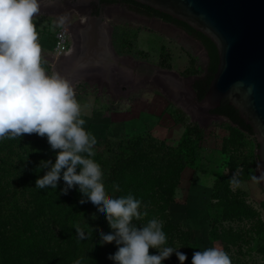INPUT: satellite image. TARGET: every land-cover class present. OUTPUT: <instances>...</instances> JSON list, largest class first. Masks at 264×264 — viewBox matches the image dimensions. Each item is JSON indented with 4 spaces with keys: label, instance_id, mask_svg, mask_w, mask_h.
I'll use <instances>...</instances> for the list:
<instances>
[{
    "label": "rangeland",
    "instance_id": "rangeland-1",
    "mask_svg": "<svg viewBox=\"0 0 264 264\" xmlns=\"http://www.w3.org/2000/svg\"><path fill=\"white\" fill-rule=\"evenodd\" d=\"M114 17L108 25L113 36L112 48L118 58L116 75L106 81L100 77L104 83L80 77L81 80H77L84 82L80 91L74 85L75 80L70 83L75 99L81 105V118L85 120L83 127L97 140L93 148L95 155L90 158L95 162L98 160L106 193L115 197L111 167H121L123 164L120 163L127 159L125 154L139 150L145 155L141 167L155 165L160 158L174 160L182 155L185 165L179 176L174 203L166 217L176 229L167 247L184 253L187 256L185 264H192L195 251L212 247L225 251L232 264H264V222L256 220L258 214L247 203L251 199L264 206L263 184L252 179L253 176L259 177L254 137L238 131L222 116L206 119L203 123L192 120L185 109L149 82L141 86H123L120 92H115L112 85L122 75L135 80L150 77L140 73V66L151 72L171 71L180 78H202L206 58L196 42L200 40L194 37L188 42L183 33L177 35L164 27L156 31L148 27L150 25L122 15L115 14ZM33 23L38 43H52L53 33L61 22L52 15L41 14L33 18ZM177 28L182 30L179 26ZM41 49L48 51L50 48ZM122 59H129L133 66H122L119 62ZM42 66L49 75L52 73ZM66 66L67 63L55 72L61 76ZM187 127H197L200 132L199 139L190 135L189 148L182 145ZM42 141L45 143L36 158L43 156L47 159L53 150L46 137L25 134L20 139L21 146L26 145L32 151ZM118 160L121 162L116 164ZM238 169L243 184L240 188L230 187L227 181ZM0 189L6 191L5 198L0 197V216L9 217L19 211L32 210L30 198L16 186L14 174L3 177ZM216 193H219L218 198H215ZM225 201L242 203L253 215L224 217ZM102 215L90 201L80 203L74 216L75 227L82 229L86 238L79 237L82 247L64 264H75L77 260L81 264H110V244L100 243ZM35 222L46 245L53 243L51 228L54 240L66 245L65 234L60 237L61 226L52 227L48 213ZM149 253L158 254L156 249H149ZM177 260L173 253L162 264H177Z\"/></svg>",
    "mask_w": 264,
    "mask_h": 264
},
{
    "label": "clouds",
    "instance_id": "clouds-1",
    "mask_svg": "<svg viewBox=\"0 0 264 264\" xmlns=\"http://www.w3.org/2000/svg\"><path fill=\"white\" fill-rule=\"evenodd\" d=\"M39 12V0H0V140L25 134L47 138L56 153L55 163L51 159L40 162L39 169L46 171L36 179L35 187L56 189L62 179V192L67 195L79 186L80 194L86 198L80 203L90 201L106 216L112 231H101L100 243L115 242L117 251L108 257L114 264H162L173 253L180 264H185L184 253L162 247L167 239L162 221L153 218L139 227L133 223L147 215L140 211V200L131 194L112 198L106 193L101 167L90 158L95 155L97 140L83 127L85 120L73 88L58 73L49 75L42 66V49L33 23ZM252 179L264 181V171ZM227 183L234 188L242 186L239 169ZM114 187L119 191L118 185ZM76 233L80 239L86 238L79 227ZM149 249H156L158 254H150ZM192 264L232 261L221 248L212 247L195 251Z\"/></svg>",
    "mask_w": 264,
    "mask_h": 264
},
{
    "label": "trees",
    "instance_id": "trees-1",
    "mask_svg": "<svg viewBox=\"0 0 264 264\" xmlns=\"http://www.w3.org/2000/svg\"><path fill=\"white\" fill-rule=\"evenodd\" d=\"M160 16L165 21L191 33L202 43L208 60L203 80L196 85L195 90L198 93H203L208 88L216 71L217 54L214 45L205 36L193 31L185 24L166 15ZM212 114L227 118L235 129L253 136L249 126L239 118L237 112L227 104V101H222L220 106L212 111ZM190 135H195L196 139H199L198 128L187 127L185 129L182 145L188 148L191 142ZM20 139L21 137L0 140V183L4 176L14 174L16 186L22 193L29 196L33 207L31 211H19L17 215L0 216V264H64L66 259H71L75 251L82 247L76 233L74 216L80 208V199L86 198L80 194L79 186L70 189L67 195L63 194L62 189L65 184L62 179L58 182L56 189L36 188V179L42 177L46 171L39 169L40 162L51 159L55 163L56 153L53 151L47 159L43 156L36 158L45 142L34 143L37 148L32 151L26 145L21 146ZM16 145L19 146L16 147ZM45 148L48 150L47 146ZM125 156L127 157L125 162L116 161V164L120 162L123 164L121 167L115 169L111 167L110 176L114 178L115 186H119V191H114V198L131 194L141 201L140 211L141 213L146 212L147 215L140 220H133V223L138 227L145 225L153 218L163 221L162 230L167 238L166 244L163 246L167 247L176 227L166 217L169 207L174 203L179 176L185 165L184 158L182 155H178L174 160H161L160 158L155 165L149 164L141 167L140 164L145 159V155L139 150H135L132 154H125ZM5 193L4 189H0L1 198H5ZM218 195L219 193H216L215 198H218ZM47 213L50 215L52 227L61 226L60 237L62 238L65 234L63 240L67 242L66 245L58 244L54 240L55 234L52 228L50 230V237L53 239L51 245H46L41 238V229L35 220L42 218ZM241 215L251 217L253 213L242 203L225 201L223 205L224 217ZM101 228L105 233L112 231L104 214L101 216ZM110 247L113 255L117 251V245L113 242ZM176 262L180 264L179 260ZM110 264H114V262L110 260Z\"/></svg>",
    "mask_w": 264,
    "mask_h": 264
},
{
    "label": "water",
    "instance_id": "water-1",
    "mask_svg": "<svg viewBox=\"0 0 264 264\" xmlns=\"http://www.w3.org/2000/svg\"><path fill=\"white\" fill-rule=\"evenodd\" d=\"M91 1L99 0H76L82 5L81 9ZM130 1L185 24L205 36L214 45L217 54L216 71L200 100L189 101V97L195 95L192 87L194 80L197 79L195 76L180 78L171 71L154 70L150 78L170 99L172 98L169 91L175 96L182 97V101L172 100L185 109L192 120L201 123L209 118H217L218 115H213L212 111L218 108L222 101H227L253 134L257 145L255 151L257 171L260 175V172L264 171V0ZM39 3V14L63 16L68 12L77 15L79 27L76 24L71 28L72 49L75 53L82 47L89 46L91 49V43L89 45L81 37L89 30L110 34L113 41L112 31L110 32L108 25L109 17H89L77 6H64L58 0H39ZM167 26L175 28L173 24L167 22H163L159 27H148L160 31ZM179 32L186 35L181 29ZM196 42L208 59L203 45L199 41ZM73 51L61 75L69 83L87 75H98L105 81L116 75L118 58L112 47L113 63L104 69H93L95 64L100 62L98 58H95L94 63L86 62L85 58L81 59V51L79 56H74ZM76 66H79L81 71H75ZM261 182L264 187V181Z\"/></svg>",
    "mask_w": 264,
    "mask_h": 264
},
{
    "label": "flooded vegetation",
    "instance_id": "flooded-vegetation-1",
    "mask_svg": "<svg viewBox=\"0 0 264 264\" xmlns=\"http://www.w3.org/2000/svg\"><path fill=\"white\" fill-rule=\"evenodd\" d=\"M51 1H54V0H51ZM58 1H60L61 4H63L64 6L73 7V5H75L79 9H81L82 7V5L76 2V0H58ZM81 12L86 13L89 17H97V18L103 17L104 18L107 16L109 17L108 24L112 21V19L115 18L114 17L115 14L122 15L138 23H142L144 25L147 24L153 27H157V26L159 27L163 22H167L168 24H173L171 22H168L162 19L160 15H163V14H160L148 7L142 6L130 0H99L97 2L91 1L87 5L83 6V8L81 9ZM63 19L68 21L69 23H74L75 26L77 24L78 25L77 27H79V22H78L79 20L75 13L71 14V13L66 12L65 15H63ZM173 26L175 27L176 25L173 24ZM164 28L167 29L168 32H174L177 35L181 33L179 32V28H177V26L175 28L171 26H167ZM77 30H75V34L77 33ZM182 30L184 29L182 28ZM185 34L186 35L182 34L184 39H186L188 42L193 41L194 36L191 33L186 31ZM81 37L83 38L84 41H87L89 45L90 43L92 45L91 49L89 48V46L82 47V49H79V51H81L80 53H82V55H80L82 60L83 58H85L86 62L94 63L95 58H98L100 62L96 63L95 64L96 66H94L93 69H104L112 65L113 55L111 53L112 41H111L110 34L107 35L105 32L99 33V32H94L93 30H89L88 33H86L85 35H82ZM79 51L77 53L73 51L74 56H79L80 54ZM207 60L208 59H206V63H207ZM79 68H80L79 66H76L75 71L77 72L81 71ZM88 69H92V68H88ZM140 73L144 76L151 75V71L147 67L140 66ZM202 80H203V77L197 78L194 80L192 84V87L194 88V90H195L196 85ZM204 92L198 93L195 90V95H193L192 97H189V101L195 102L197 100H200ZM169 96H171V98L174 101L183 100L182 97L175 96L170 91H169Z\"/></svg>",
    "mask_w": 264,
    "mask_h": 264
},
{
    "label": "built area",
    "instance_id": "built-area-1",
    "mask_svg": "<svg viewBox=\"0 0 264 264\" xmlns=\"http://www.w3.org/2000/svg\"><path fill=\"white\" fill-rule=\"evenodd\" d=\"M60 22L61 23L53 33V42L50 49L48 51L42 50V64L46 66L50 72H55L58 67L61 69V67L67 63L73 51L71 28L74 26V23H69L64 19ZM61 73H63V71H61ZM77 79L81 80V78ZM77 79L74 85L77 87V91H80L84 87V82ZM247 203L258 214L256 220L264 222V210L260 202H254L250 199Z\"/></svg>",
    "mask_w": 264,
    "mask_h": 264
},
{
    "label": "bare ground",
    "instance_id": "bare-ground-1",
    "mask_svg": "<svg viewBox=\"0 0 264 264\" xmlns=\"http://www.w3.org/2000/svg\"><path fill=\"white\" fill-rule=\"evenodd\" d=\"M200 47V46H199ZM122 66H133L131 65V61L129 59H122L121 61ZM88 79H92V80H96V81H100L101 83L103 82V79H101L98 75H87L85 76ZM149 78V79H148ZM148 78H143L141 80L137 79L135 80L133 77L129 76V75H122L121 77H119L117 80H114L112 82V85L114 87L115 92H120L123 86L126 85H131V86H141L144 85L145 83L149 82L151 84H154L152 82V79L150 77ZM155 85V84H154Z\"/></svg>",
    "mask_w": 264,
    "mask_h": 264
},
{
    "label": "crops",
    "instance_id": "crops-1",
    "mask_svg": "<svg viewBox=\"0 0 264 264\" xmlns=\"http://www.w3.org/2000/svg\"><path fill=\"white\" fill-rule=\"evenodd\" d=\"M47 14V13H46ZM39 15H41V14H39ZM38 16V15H37ZM52 17L55 19V20H57V21H62L63 20V16L62 15H58V14H55V15H52ZM40 44V46L42 47V48H50V46H51V44L52 43H39ZM262 205V204H261ZM263 206V205H262ZM264 207V206H263Z\"/></svg>",
    "mask_w": 264,
    "mask_h": 264
}]
</instances>
